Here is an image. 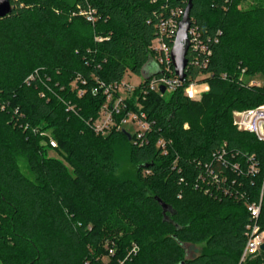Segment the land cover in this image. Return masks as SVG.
Listing matches in <instances>:
<instances>
[{"label": "trees", "instance_id": "obj_1", "mask_svg": "<svg viewBox=\"0 0 264 264\" xmlns=\"http://www.w3.org/2000/svg\"><path fill=\"white\" fill-rule=\"evenodd\" d=\"M242 1H192L191 26L210 54L190 49L176 90H150L154 72L125 100L124 112L154 122L138 146L125 131L94 133L88 122L105 95L92 89L96 78L111 84L153 67L161 21L173 11L180 20L187 0H11V14L0 18V264H120L133 242L138 250L125 264L240 263L247 204L262 189L264 224V141L233 123L234 111L264 105V0ZM89 9L94 23L81 14ZM193 81L209 84L200 100L185 95ZM123 142L136 170L120 175ZM201 175L236 184L230 194L205 191ZM107 238L116 240L114 255ZM201 244L189 257L187 246Z\"/></svg>", "mask_w": 264, "mask_h": 264}, {"label": "built area", "instance_id": "obj_2", "mask_svg": "<svg viewBox=\"0 0 264 264\" xmlns=\"http://www.w3.org/2000/svg\"><path fill=\"white\" fill-rule=\"evenodd\" d=\"M81 14L92 23L96 21V16L93 10H84ZM183 14L184 11L182 12V16ZM181 19L179 20L178 18V12L173 11L168 19L161 21L159 25L160 36L154 39L150 45L154 59V70L152 73L155 72V75L148 79L149 89L152 91L161 93V86H164L166 91H174L180 87L185 80H181L175 75L171 60V50ZM165 38L171 39V43L169 44L165 42ZM189 41L190 49L210 54V50L207 49L205 44L202 42L200 34L192 26L189 29ZM243 76L244 74L241 75V78ZM223 77L226 78V75ZM78 80H80L82 84L86 83V80H83L80 77H77V81ZM28 81L29 80H27V83ZM96 81L97 85L92 89V92L98 93L99 91H102L105 95V100L97 118L91 119L90 122H88L94 133L96 135L107 136L113 132L127 131L131 136L133 144L138 146L144 145L147 141L148 133L153 129L154 122H150L146 114L142 111L130 109L127 112H124L123 110L126 108L125 100L129 98V96L127 98L119 96V93L122 90L126 89L128 91L129 89H132V86L128 85L125 78L119 82L111 84H106L97 78ZM75 84L76 81L73 82V86H75ZM254 84L260 85L261 83H250V85ZM135 89L136 88L132 89V93ZM208 90L209 86H205L204 82L200 83L198 81H193L185 88V95L192 100H198L199 96H202V94ZM84 92V89L81 88L78 93L82 96ZM129 123H133L137 127L136 129L134 128V131L132 132H130L127 128ZM233 123L238 130L250 132L254 134L258 140L264 141V105L242 111H234ZM42 134L44 136H49L45 133ZM49 145L51 148H55L57 143L53 138L49 137ZM167 145L168 142L163 137H161L157 142V146L162 150V153L167 151ZM252 159L253 156L251 157V160ZM222 161L223 164L227 163L224 159ZM230 168L235 172L240 170L239 164L236 162H234ZM148 173L149 172L146 171V174ZM248 173L252 176L260 173V169L255 162H252L249 165ZM201 178L203 183H205V176L201 175ZM206 183L208 186L205 191H208L209 185H216L217 187H224L222 191L224 194H230L231 186L236 184L234 179L230 182L225 175L222 177L215 175L212 179L206 181ZM262 197L263 189L261 190L259 200L248 202L247 204L250 222L246 226V244L239 264H243L249 259H264V250L262 249V246L264 245V224L260 220ZM137 250L138 246L133 244L131 251L124 260L120 261V264H125V261L132 254H135ZM110 255H114V249L110 250Z\"/></svg>", "mask_w": 264, "mask_h": 264}, {"label": "rangeland", "instance_id": "obj_3", "mask_svg": "<svg viewBox=\"0 0 264 264\" xmlns=\"http://www.w3.org/2000/svg\"><path fill=\"white\" fill-rule=\"evenodd\" d=\"M258 1L259 0H243L240 7L244 8V7H247L248 5L256 4V2H258ZM151 63L153 65V67L152 66H150V67L146 66L145 68H143V71H142L141 75H136L134 73L127 74V76L125 77V80L128 82V85L132 86V89L133 88H137L138 84L146 76H148L150 73H152V71L154 70V59H153V57L151 59ZM242 78H243V80L245 82H247L249 84L251 82L261 83V84L263 83V77H259V76L257 78H248V77L243 76ZM204 85L205 86H207V85L209 86L208 83H204ZM132 89H129L128 91L126 89L122 90L119 93V96H121L123 98H125V97L127 98L128 96H130L132 94ZM203 94H202V96H203ZM202 96L200 95L198 100H200L202 98ZM127 128H128V130L130 132H132V131H134V128L136 129L137 127L133 123H129ZM119 144L120 145H118V147H117V160H116L117 172L120 175H123L124 173H130V172L133 173V172H135L136 167L131 163V161L129 159L127 147L125 146L124 142H123V144H121V143H119ZM52 154H54V153H52ZM134 243L135 242H133V244ZM116 244L117 243H116L115 239L107 238L105 240V248H107L108 254H110V250H112V249H114V253H115V251L117 249ZM133 244H132V247H133ZM203 248H204V244L197 245V246L188 245L187 246L188 256L190 257V256L197 255L198 253H200L202 251Z\"/></svg>", "mask_w": 264, "mask_h": 264}, {"label": "water", "instance_id": "obj_4", "mask_svg": "<svg viewBox=\"0 0 264 264\" xmlns=\"http://www.w3.org/2000/svg\"><path fill=\"white\" fill-rule=\"evenodd\" d=\"M192 1L193 0H187V5L185 7L182 19L179 22V28L171 50V60L174 67V73L181 80L186 78L185 70L189 63L187 55L190 49L189 29L191 27ZM12 10L13 5L11 0H0V18L10 15ZM160 90L161 93H164L166 88L161 86ZM125 134L130 139V135L127 131H125ZM158 201L163 208V213L166 214L170 210V207L161 199H158ZM262 249L264 250V245L262 246Z\"/></svg>", "mask_w": 264, "mask_h": 264}, {"label": "crops", "instance_id": "obj_5", "mask_svg": "<svg viewBox=\"0 0 264 264\" xmlns=\"http://www.w3.org/2000/svg\"><path fill=\"white\" fill-rule=\"evenodd\" d=\"M245 76V75H244Z\"/></svg>", "mask_w": 264, "mask_h": 264}]
</instances>
